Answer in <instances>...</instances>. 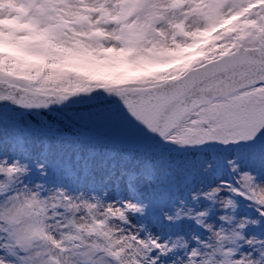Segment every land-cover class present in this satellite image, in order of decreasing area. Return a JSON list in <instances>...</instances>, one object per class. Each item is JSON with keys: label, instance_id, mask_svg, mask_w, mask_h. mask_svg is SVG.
Instances as JSON below:
<instances>
[{"label": "snow or ice", "instance_id": "1", "mask_svg": "<svg viewBox=\"0 0 264 264\" xmlns=\"http://www.w3.org/2000/svg\"><path fill=\"white\" fill-rule=\"evenodd\" d=\"M0 264H264V0H0Z\"/></svg>", "mask_w": 264, "mask_h": 264}]
</instances>
